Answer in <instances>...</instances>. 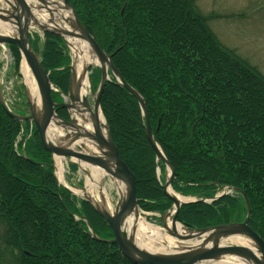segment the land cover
<instances>
[{"label": "trees", "instance_id": "trees-1", "mask_svg": "<svg viewBox=\"0 0 264 264\" xmlns=\"http://www.w3.org/2000/svg\"><path fill=\"white\" fill-rule=\"evenodd\" d=\"M69 2L142 96L153 138L174 168L171 188L195 199L180 206L176 221L186 228L243 221L245 195L248 225L264 240V74L216 36L209 21L218 15L197 0ZM29 41L57 90L53 101L62 102L71 61L63 37L44 33L40 41L34 32ZM8 46L17 73L21 55ZM108 76L100 109L112 141L134 174L139 209L161 215L172 205L162 190L165 164L146 138L138 101ZM89 81L96 90L98 66ZM52 163L35 126L0 106V264H132L117 244L93 238L113 234L91 203L58 183Z\"/></svg>", "mask_w": 264, "mask_h": 264}, {"label": "water", "instance_id": "water-1", "mask_svg": "<svg viewBox=\"0 0 264 264\" xmlns=\"http://www.w3.org/2000/svg\"><path fill=\"white\" fill-rule=\"evenodd\" d=\"M41 6L49 11V26L46 21L35 16L25 0H0V20L11 25L16 34L0 33V44L14 45L20 52L22 61L28 66L35 82L37 93L41 101V110L30 101V95L24 85L25 102L27 104L24 111L27 114H17L10 111L3 100L0 88V106L11 118L18 121L32 122L38 133V139L42 148L49 152L53 159V168L55 171L54 157L69 158L79 167L82 162L86 165L101 168L115 186H123V193L117 190V202L112 212L105 208V200L101 196L102 202H95L92 197L82 195V198L91 203L98 214L102 216L107 226L111 229L113 237L111 239H100L91 232L93 238L107 242L115 243L118 246L120 258L126 259L132 264H199L203 261L217 260L223 255H232L242 258L251 264H264V240L248 225L249 204L245 195H243L246 206V217L243 221L221 224L205 228H185L183 233H177L167 227L166 219L171 216V223H175L177 212L182 204L194 201L195 199L183 197L184 200H178L174 195L167 191L171 188V182L174 177V168L160 146L155 142L150 128L148 114L145 102L142 96L122 78L120 72L112 63L111 56L107 54L96 42L95 38L80 23L69 0H59L62 5L56 4L49 8L47 0H39ZM6 5L7 7H3ZM60 9L66 10L71 17H65L59 14ZM59 17V23L55 22L54 14ZM65 23L66 25L62 24ZM68 26V27H67ZM36 27L42 33H51L61 35L66 43V36L84 40L90 46L93 54L97 58V63L89 64L84 69V74L92 66H98L100 69V81L96 91L89 85L90 94H92V104L88 97L79 96L80 84L76 79L75 70L71 61L69 65L70 79L66 100L61 103L54 102L51 96L53 86L49 79V73L46 72L40 62V51H34L29 42V32ZM111 72L118 84H121L129 93L136 98L144 117V131L147 140L155 151L156 161H162L165 164L167 175L162 190L165 196L172 202V210H167L160 215L161 224L168 235L177 242L175 251L156 253L141 249L135 244L133 238L123 232V220L132 212H138L136 183L134 174L130 171L126 163L118 155L114 145L109 127L105 121L106 135L100 133V124L98 122V112L100 109V97L106 81L109 79L108 72ZM20 94V92H19ZM62 107L67 110L68 118H62L56 113V108ZM87 111L93 120V132H89L84 125H79L75 118L76 113L82 114ZM102 113V112H101ZM55 128L56 134L52 140H49V128ZM81 139L92 140L93 147L97 150L93 152L80 142ZM158 175V170H157ZM65 186V185H63ZM66 187V186H65ZM69 189V188H68ZM172 189V188H171ZM70 190V189H69ZM238 190V189H237ZM71 191V190H70ZM73 194L76 195L73 191ZM222 192L221 194H223ZM220 196L217 194L214 198ZM85 219V218H83ZM90 231L91 228L89 227ZM235 235L245 237L251 242V245L241 244H223L222 240L229 239ZM197 241V242H196ZM189 242H191L189 244Z\"/></svg>", "mask_w": 264, "mask_h": 264}, {"label": "bare ground", "instance_id": "bare-ground-1", "mask_svg": "<svg viewBox=\"0 0 264 264\" xmlns=\"http://www.w3.org/2000/svg\"><path fill=\"white\" fill-rule=\"evenodd\" d=\"M26 3L29 5L31 12L37 16L39 19H42L43 21H46L47 24L50 26H53L49 22V11L41 6V2L39 0H25ZM50 2L48 4L49 8H53L56 4L62 5V3L59 0H47ZM57 2L56 4H53L52 2ZM3 7H7L4 5ZM59 7V14L69 17L70 13L66 10L63 11V9H60ZM55 15V13H53ZM11 26L10 24H7L6 22H3L0 20V29L5 34H12L11 32ZM66 40L68 42L69 48H70V55L72 58V64L75 70L76 79L80 84V90H79V96L82 99V97H87V88L89 87V79L88 74H84V69L89 64H95L97 63V58L93 54L92 50L90 49V46L88 43L84 40H81L79 38H74L71 36H66ZM21 72L23 76V83L28 87L29 89V95H30V101L36 106L38 110H41V101L40 97L37 93L35 82L33 80L31 71L29 70L28 66L22 62L21 64ZM75 118L77 119V122L79 125H84V127L89 131L93 132L94 123L91 118V115L85 111L82 114H74ZM98 122L100 124V133L101 135H106V128L104 126L105 119L101 113V111L98 112ZM55 128H49V140H52L54 135L56 134ZM81 143L85 145L86 148L89 150L96 152L97 150L92 145V140L90 139H81ZM56 172L59 181L64 182L63 180V172H64V165H63V158L61 157H54ZM81 164V169L86 172V180H85V186L81 190H75L74 192L79 193L80 195H88L92 197V199L95 202L101 203L102 199L101 196L105 200V208L112 212L114 207L110 205V203L107 200V190L104 185V179H105V172L98 167L86 165L82 162H79ZM113 182V180H112ZM114 184V182H113ZM115 185V184H114ZM116 188L120 190L121 193H123L124 196V187L119 185ZM97 191V194H95L93 191ZM167 191L174 195L178 200H184V198L177 193H175L170 187L167 188ZM167 227L173 229L177 233H183L184 228L182 225L178 222L171 223V216L167 217L166 219ZM164 228L152 225L141 216L140 212L132 211L124 220H123V232L129 236H131L137 244V246L141 249L150 251V252H156V253H165L170 251H175L177 249L178 242L172 238L170 235L167 234ZM229 240L236 244L241 245H251V242L246 239L243 236L235 235ZM197 242V241H196ZM191 242H189L190 244ZM217 264H251L250 262L238 258L232 255H223L220 256L216 260Z\"/></svg>", "mask_w": 264, "mask_h": 264}, {"label": "rangeland", "instance_id": "rangeland-1", "mask_svg": "<svg viewBox=\"0 0 264 264\" xmlns=\"http://www.w3.org/2000/svg\"><path fill=\"white\" fill-rule=\"evenodd\" d=\"M197 5L200 8V10H202L204 13L213 12L218 15L217 18H213L209 21V26L214 31L216 36L220 39V41L224 43L226 46L233 48L240 56L245 58L250 64L255 66L261 73L264 74V0H197ZM54 19L56 23H59V17L56 13ZM62 24L66 25L63 22ZM10 29L12 34H16L15 29L13 28ZM34 29L39 31L38 36L41 41L42 32L36 27H34ZM0 33H3L1 29H0ZM67 47L70 54L69 45ZM7 48H6V52L8 53L9 51V54L11 56V62L5 68L4 61L0 59V83L2 87V92L4 93L3 95L5 102L7 103V107L9 109L15 110V108L19 106L20 103L23 102L25 103L23 76L21 72V60L17 70L18 72L14 73V68H13L14 56L12 55L10 49ZM0 54L2 56L1 48H0ZM89 85H90V81H89ZM16 86L20 87L21 96L18 95ZM26 89L29 92L28 87H26ZM87 93H88L87 97L89 99V102L90 104H92L93 96L92 94H90L89 87L87 88ZM69 163L70 161L67 158L63 159L64 182L62 181L60 182L61 184L70 188L73 192L75 190H81L85 186V180L87 178L86 172L83 171L79 166L75 171H72L71 168H69ZM167 172L168 171L166 170L165 167V173H164L165 177L167 175ZM55 174L58 179L57 172H55ZM103 182L107 190V194H106L107 200L110 203V205L114 207L115 203L118 200L116 186L113 184L111 178L108 175H105V179ZM93 192L97 194L96 190ZM77 195L79 198L82 197V195H80L79 193H77ZM178 195L186 198L190 197L181 194ZM172 205L168 210L173 209ZM138 210L141 216L146 220V222L163 228L161 224V219L158 220L153 218V215L159 217V214L143 212L139 209V207ZM235 222H240V221H235ZM182 227L184 228L183 225ZM222 243L235 244L231 242L229 239L222 240ZM199 264H217V263L216 260H210V261L200 262Z\"/></svg>", "mask_w": 264, "mask_h": 264}, {"label": "built area", "instance_id": "built-area-1", "mask_svg": "<svg viewBox=\"0 0 264 264\" xmlns=\"http://www.w3.org/2000/svg\"><path fill=\"white\" fill-rule=\"evenodd\" d=\"M1 49H2V56L0 54V59L4 61V65H5L4 67L6 68L7 65L11 62V56L8 50H7L8 53L6 52V48L4 46H1Z\"/></svg>", "mask_w": 264, "mask_h": 264}, {"label": "flooded vegetation", "instance_id": "flooded-vegetation-1", "mask_svg": "<svg viewBox=\"0 0 264 264\" xmlns=\"http://www.w3.org/2000/svg\"><path fill=\"white\" fill-rule=\"evenodd\" d=\"M16 110L22 114H27L26 111H24V109H22V107H18Z\"/></svg>", "mask_w": 264, "mask_h": 264}]
</instances>
